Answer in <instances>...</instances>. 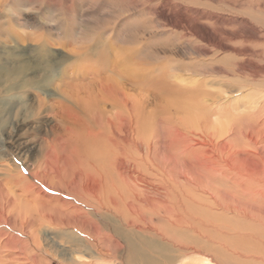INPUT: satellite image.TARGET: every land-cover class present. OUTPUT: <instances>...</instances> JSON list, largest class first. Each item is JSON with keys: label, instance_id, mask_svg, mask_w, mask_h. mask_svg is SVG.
Listing matches in <instances>:
<instances>
[{"label": "rangeland", "instance_id": "374dc122", "mask_svg": "<svg viewBox=\"0 0 264 264\" xmlns=\"http://www.w3.org/2000/svg\"><path fill=\"white\" fill-rule=\"evenodd\" d=\"M37 37L47 42V60L60 62L54 78L61 79L63 70L68 74L76 64L80 83L87 86L97 68L92 73L86 68L97 66L98 49L106 46L112 80L121 82L128 74L133 80L137 69L146 81L142 90L123 84L130 95L141 94L144 122L137 132L133 125L129 132L127 156L135 165L122 161L119 166L134 179L133 186L118 180L112 163L105 221L114 231H109L113 240L127 236L142 259L156 264H202L206 259L264 264V0H0V64L33 59ZM9 88L5 84L0 89V147L3 139L11 156L0 165L11 166L13 157L21 156L19 171L27 174L36 168L41 140L48 139L63 108L57 104L59 92L51 91L49 97L56 101L52 111L35 119L15 117L6 110L18 100ZM34 98L32 92L24 95L27 103ZM8 118L19 126L13 141L10 127L2 124ZM60 159L67 172L59 178L63 200L73 202L71 193L86 190L87 174L79 165L74 173L79 180L70 188L72 163L64 154ZM33 184L54 196L40 182ZM59 205L68 209L63 201ZM96 215L98 225L101 215ZM153 215L155 227L148 232L146 226L128 223ZM178 215L192 233L168 221ZM83 220L82 214L70 221ZM50 226L47 239L57 231ZM61 231L71 239L47 240L39 255L50 264H89L87 244L68 228ZM98 241L105 260L97 264L138 262L124 246Z\"/></svg>", "mask_w": 264, "mask_h": 264}, {"label": "bare ground", "instance_id": "6f19581e", "mask_svg": "<svg viewBox=\"0 0 264 264\" xmlns=\"http://www.w3.org/2000/svg\"><path fill=\"white\" fill-rule=\"evenodd\" d=\"M35 41L39 43V47L34 50L35 57L33 59L14 60L13 66L0 64V89L2 90L5 84H9L11 88L7 92L13 90L18 98L6 110L11 114L14 113L15 117L21 114L24 120L38 118L41 112L52 111L55 108L56 101H52L54 99L49 97L51 91H54V93L59 92L60 94L57 104L62 106L64 114L54 123L51 128L52 132L47 135L48 139L41 140L42 153L33 172L22 174L19 171V165L23 162L21 156L13 157V161L15 160L16 163L11 166L0 165L2 167L0 169V264H50L48 258L39 255L43 254L42 250L45 249L43 244H48V241H58L60 236L71 239L68 233L61 231L65 228L71 231V235L87 244L88 250L84 251V255L87 254L86 259H89V264H94V262L97 264L99 260H105V255H101L100 250L97 249L98 239L108 245L113 241L119 249L124 246L127 250L132 251L133 259H138L136 264H156L157 261L152 260L153 262L150 263L146 258L142 259L135 244L131 242V247L126 241L127 236H120L119 239L113 240L114 238L109 234V231H113V229L105 221L110 205L107 197L108 184L112 181V163L116 168L118 180H123L125 184L133 186L135 182L131 181L134 179L128 173L122 174L119 166L122 161L133 162L132 158L127 156L130 146L129 132L133 130L132 125L137 132L144 122L142 120L141 94L130 95L125 91L123 84L129 82L126 83L129 84L128 86L131 85L142 90L147 85H145L146 81H142V75L140 76L141 73L137 69L132 70L133 80L128 79L130 74L127 75V79H124L125 81L123 79H119L121 82L112 80L108 75L110 71L105 63L106 46H99L97 53L101 56L96 61L97 66L86 68V71H90V73L93 72V68H97L94 72L97 76L91 78L87 86L80 83L82 77H79L76 64L69 68L71 72L68 74H66L67 70H63L61 79L54 78L53 75L60 66V62L48 61L45 50L47 42L41 40L40 37H37ZM90 57H94V55H90ZM84 61L88 60L84 59ZM122 62L125 63L124 60ZM79 65L83 66L84 64L79 63ZM27 72L31 73L30 77ZM116 76L122 78L121 75L116 74ZM149 82L150 85L154 83L153 81ZM82 88L85 89L84 93L81 91ZM31 92L35 95V101L27 103L24 95L27 96ZM169 101L172 102L173 99ZM167 106L172 105L168 104ZM10 119L4 120L2 124L10 127L9 141H13L19 126L13 120L15 118L11 119L15 123L9 124ZM3 125L1 126L3 127ZM3 133L0 137L4 135ZM139 139L136 140V144ZM1 141L0 164L3 160H7V156H11L10 145H5L3 139ZM63 154L67 162L72 163L71 178H74L70 188H73L79 180L77 179L79 176L74 174L79 165H83L87 174L86 185L88 186L82 194L71 193L73 202L63 200L62 196L64 187L59 178L61 175H67L65 165L61 163L60 159ZM16 155L18 154L16 153ZM18 158L19 160H17ZM133 165H135L134 162ZM99 178L101 182H99ZM32 181L40 182L51 189L54 196L42 191L43 189L40 190ZM94 183H96L95 187H93ZM140 186L145 187L144 185ZM111 188L113 189L114 186ZM142 192L143 195L151 196L145 191ZM62 201L64 205L68 206V209L70 208L69 210L65 209V206L59 205ZM76 202L79 204H75ZM52 203L56 205L50 207ZM111 206L116 209L117 204L112 202ZM82 214L84 220L73 225L70 221L71 217ZM96 214L101 215H98V225L94 222ZM176 217L178 219L173 218L168 221L171 220L172 224L183 228L186 222L179 215ZM185 217L187 220L190 219V216ZM153 221L154 215L148 219L144 218L138 222L129 221L128 223L133 228L140 225L146 226L148 232L155 227L152 224ZM158 224H161V220ZM50 225L57 231L53 232L52 238L48 237L47 239L49 235L47 227H51ZM113 227L118 228L116 225ZM184 230V232L191 231V233L194 231L191 227ZM220 246L218 245V247ZM192 249L196 251L195 247ZM75 253L82 255L79 251ZM56 255L61 254L56 251ZM81 257L83 258V256ZM111 260L113 261V259ZM61 261L56 264H62ZM74 263L80 264L77 260H74ZM165 264H172V260L166 261ZM202 264L215 263L206 259Z\"/></svg>", "mask_w": 264, "mask_h": 264}]
</instances>
